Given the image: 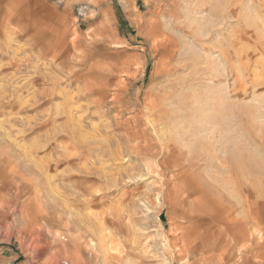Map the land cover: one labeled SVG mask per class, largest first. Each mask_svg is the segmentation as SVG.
I'll use <instances>...</instances> for the list:
<instances>
[{
  "label": "rangeland",
  "instance_id": "rangeland-1",
  "mask_svg": "<svg viewBox=\"0 0 264 264\" xmlns=\"http://www.w3.org/2000/svg\"><path fill=\"white\" fill-rule=\"evenodd\" d=\"M62 1L0 0V239L29 264H205L209 220L223 264H264V0H135L139 26L113 0L120 46L73 15L52 33Z\"/></svg>",
  "mask_w": 264,
  "mask_h": 264
},
{
  "label": "crops",
  "instance_id": "crops-1",
  "mask_svg": "<svg viewBox=\"0 0 264 264\" xmlns=\"http://www.w3.org/2000/svg\"><path fill=\"white\" fill-rule=\"evenodd\" d=\"M49 1L55 0H8V2L23 4ZM114 4L115 3L113 0H63L61 3L62 12H59L56 15V20H54L53 23L49 24L51 28L56 29L51 32L55 34H63L65 32L70 36H73L78 29H73V27H71V20L73 15V18L79 21L83 20L84 22H87V30L93 29V32L95 34H101L105 36L107 41L113 42L118 46L123 45L125 41H128V38L125 36L126 34L123 31L125 28L123 27L119 18V10L120 12L122 11ZM122 4L124 10L128 12L132 17V21L138 26L141 25V18L137 13L135 0H122ZM76 11H78V15ZM65 20L67 21V23L63 24V21ZM89 21L91 22L89 23ZM59 44L60 42H57L54 45L57 46ZM199 193L201 192H198L196 194ZM190 197L191 196L187 194V198ZM205 201H207L206 197L201 202L198 201L197 204H202V202ZM205 208V211L209 214L215 212L214 206L209 207L208 202ZM23 219L25 220L24 224L28 228L29 226H32V228L35 230L34 222L30 223L28 222L29 220L25 218ZM48 222V220L45 222V227L48 228L49 226V228H51L50 223ZM214 222L216 221L214 220ZM212 223L213 222L209 220L198 221L197 227H204L206 229V232L198 237L199 243H197L194 247L195 251L199 252L201 255H204L203 261L205 262V264H223V261L225 259L228 261L234 260L235 249H233V251L220 249V243L216 238V235H212L209 232V228L211 227ZM11 224L13 223L10 222V225ZM15 224L17 223L15 222ZM4 228L8 229L12 227L7 224L6 226H4ZM16 247L17 246L15 244H12V238L10 241L0 239V264H29L30 260L22 256ZM221 251L223 252L220 253ZM224 251H226L227 253V258H224Z\"/></svg>",
  "mask_w": 264,
  "mask_h": 264
},
{
  "label": "bare ground",
  "instance_id": "bare-ground-1",
  "mask_svg": "<svg viewBox=\"0 0 264 264\" xmlns=\"http://www.w3.org/2000/svg\"><path fill=\"white\" fill-rule=\"evenodd\" d=\"M129 5V4H128ZM134 12V11H133ZM196 37V36H195ZM20 190H21V192L18 194V196H20V194H22V195H30V194H34V195H36V196H39V197H42L41 195H43V192H42V194L40 195V191L41 190H37V189H35V188H33L32 186H30V185H27V184H25V183H23V185L20 187ZM198 192H201V191H197L196 190V192H193V191H190L189 193H188V195L189 196H192L193 194H196V193H198ZM21 197V196H20ZM29 202V201H28ZM207 202H208V206L209 207H211V206H214V208H217V206L215 207V205L216 204H214L213 202H212V200L210 199V198H208L207 199ZM36 204V203H35ZM40 205V204H39ZM44 207V206H43ZM45 208V207H44ZM99 222V221H98ZM71 226V225H70ZM70 231V230H69ZM165 242V241H164ZM204 260V259H203ZM205 263V262H204Z\"/></svg>",
  "mask_w": 264,
  "mask_h": 264
},
{
  "label": "trees",
  "instance_id": "trees-1",
  "mask_svg": "<svg viewBox=\"0 0 264 264\" xmlns=\"http://www.w3.org/2000/svg\"><path fill=\"white\" fill-rule=\"evenodd\" d=\"M119 18H120V21H121L122 25L124 26L125 22H124V18H123L122 12H120V10H119Z\"/></svg>",
  "mask_w": 264,
  "mask_h": 264
},
{
  "label": "built area",
  "instance_id": "built-area-1",
  "mask_svg": "<svg viewBox=\"0 0 264 264\" xmlns=\"http://www.w3.org/2000/svg\"><path fill=\"white\" fill-rule=\"evenodd\" d=\"M67 264V263H66Z\"/></svg>",
  "mask_w": 264,
  "mask_h": 264
}]
</instances>
